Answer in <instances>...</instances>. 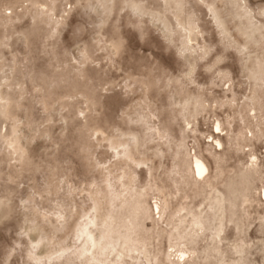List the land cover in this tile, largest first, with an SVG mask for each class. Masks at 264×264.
I'll return each mask as SVG.
<instances>
[{
	"label": "rangeland",
	"instance_id": "1",
	"mask_svg": "<svg viewBox=\"0 0 264 264\" xmlns=\"http://www.w3.org/2000/svg\"><path fill=\"white\" fill-rule=\"evenodd\" d=\"M261 9L0 0V264H264Z\"/></svg>",
	"mask_w": 264,
	"mask_h": 264
},
{
	"label": "bare ground",
	"instance_id": "2",
	"mask_svg": "<svg viewBox=\"0 0 264 264\" xmlns=\"http://www.w3.org/2000/svg\"><path fill=\"white\" fill-rule=\"evenodd\" d=\"M198 162H199V165H200L199 171L202 174H204L206 172V170H207V166H206V164L201 159H199L198 157H196L195 158V162H194L195 163V168H196L195 170L196 171H198Z\"/></svg>",
	"mask_w": 264,
	"mask_h": 264
},
{
	"label": "snow or ice",
	"instance_id": "3",
	"mask_svg": "<svg viewBox=\"0 0 264 264\" xmlns=\"http://www.w3.org/2000/svg\"><path fill=\"white\" fill-rule=\"evenodd\" d=\"M260 15H261V16H264V9H261V10H260ZM219 62H220V59L218 58V59H217V63H219ZM216 130H217V132L220 131L219 125H217ZM216 147L219 148V147H220V144L217 143V144H216ZM252 160L255 161V160H256V157L253 156V157H252ZM199 168H200V165H199V162H198V171H197V173H196L197 176H199V175L202 174V173L199 171Z\"/></svg>",
	"mask_w": 264,
	"mask_h": 264
}]
</instances>
